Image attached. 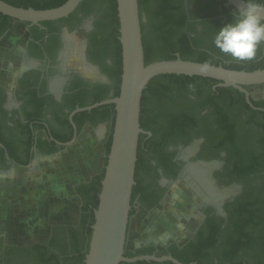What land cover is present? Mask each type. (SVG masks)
Here are the masks:
<instances>
[{
    "label": "flooded vegetation",
    "instance_id": "flooded-vegetation-1",
    "mask_svg": "<svg viewBox=\"0 0 264 264\" xmlns=\"http://www.w3.org/2000/svg\"><path fill=\"white\" fill-rule=\"evenodd\" d=\"M221 8L222 6L219 7ZM101 13L98 9L87 15L84 12L70 13L66 18L44 20L48 21L44 25L23 21L26 40L21 51L20 69L11 81L0 76V139L10 144L7 150L0 142L1 173L8 172L12 166L37 167L42 156L58 152L49 153L48 150L55 143L65 145L58 143L55 135L67 134L69 127L63 119L70 111L72 103L78 101L79 95H90L98 85L112 84L113 80L106 69L107 64L113 65L112 58L104 59V54H92L94 47L91 46V40L99 37L101 33L97 26ZM188 20L194 27L200 26L199 19H196L197 23L194 22L195 19ZM4 26L5 16L0 15V40L8 32V29L3 31ZM79 28L85 30L82 62L93 66L96 72L94 76L65 67L68 37ZM260 46L264 54V43ZM193 84L197 87L196 91L190 88L180 89L172 84L168 94L158 100L160 107L168 112L174 111V115L180 113L182 122L179 127L170 131L164 130L153 139H150L152 134L145 133L148 135L143 140L144 171L139 174L142 188L132 203V209L138 206L148 210L159 207L167 197L170 186L177 180H184L186 170L191 164L214 163L209 173L213 185L217 188H229L231 192L221 200H203L198 212L197 226L187 229L182 239L172 240L162 249L153 245L155 249L150 253L173 255V247L183 251L188 244L206 235L208 226L216 222L220 223L222 229L229 226L230 231L234 230L240 217L237 209L245 206L246 217L249 218L253 212L257 213L252 218L255 221L248 226V232L240 236L220 235L215 251L209 252L206 261L214 264H264V92L257 96L252 89L257 85L246 86L252 101L258 102H253L252 106L246 93L239 89L248 103V106H244L237 97L238 93L226 91V97L219 91L213 93L209 81L205 79L197 80ZM217 84L216 87L223 86ZM258 86L264 87V84ZM151 107L158 111L154 100L151 101ZM28 117H33L30 123L33 127V142L23 131L22 124L27 122ZM217 117L223 119L219 120ZM41 123L45 127L40 126ZM99 124L106 127V144L110 136V121L99 116L83 118L81 131H78L76 122V126L72 123L73 138L75 130L77 139L85 126L95 127ZM41 137L46 141L42 142ZM160 148L170 152V158L165 164L159 163L154 156ZM97 177L75 188V193L81 199L76 222H55L46 242L32 241L22 246L52 241L60 250L67 249L69 255H72L73 242L86 247L89 237L85 222L91 213L83 209V205L93 197V192H85L83 195L79 189L95 188ZM202 229L205 230L203 233L200 232ZM225 237L242 238L248 243L241 245L239 250L233 249V246L229 249L230 245L224 247ZM3 246L7 247L6 244Z\"/></svg>",
    "mask_w": 264,
    "mask_h": 264
},
{
    "label": "trees",
    "instance_id": "trees-1",
    "mask_svg": "<svg viewBox=\"0 0 264 264\" xmlns=\"http://www.w3.org/2000/svg\"><path fill=\"white\" fill-rule=\"evenodd\" d=\"M9 3L24 7H35L38 9L56 7L63 4L67 0H6ZM99 0H82L78 7L72 12L79 13L84 12L85 15L97 11ZM227 0H139L140 13L142 18L143 27V42L145 49V61L150 63L161 59L176 58L178 55L184 59H191L195 61L208 62L212 64H222L225 67L233 69H245L255 70L264 68V54L261 46H259L255 57L248 60H239L232 57L230 54L221 52L214 44V37L218 32L220 26L229 22L232 19L233 11L236 7L233 5H227ZM222 6L221 9L219 7ZM102 11L100 18L97 21L101 33L99 37H94L91 40V46L94 47L93 55L104 54L105 58L111 57L113 65L106 66L107 71L111 75L113 80L112 84H101L88 96L79 95L78 101L73 102L69 107L72 111L78 106H86L93 104L97 101H101L105 98L118 96L121 90L122 73H123V47L120 40V18L118 10V0H105L104 6L100 9ZM1 16H5L4 30L8 29L9 23L14 19L13 17L6 15L0 11ZM144 16L147 17V21L144 22ZM66 18V17H64ZM188 18L199 19V27H194V24L188 20ZM48 21H42L41 24H45ZM197 23V22H196ZM75 27V26H73ZM207 80L210 83V90L213 93L222 92L226 97V91H233L238 93L241 99V104L248 106L245 101L244 93L238 88L233 86H217L220 80L205 77L201 75H187L166 73L159 74L153 77L147 87L144 90L142 97V109H141V126L148 131L152 132L150 139H153L161 135L164 130H171L174 127H179L181 124L180 113L175 114L174 111L168 112L165 108L160 107L158 100H161L168 94L171 86L177 85L180 89L190 88L191 90L197 89L194 86V82L197 80ZM196 91V90H195ZM81 94V93H80ZM155 101V106L158 111H154L151 107V101ZM255 104L258 102L253 100ZM66 113V118L63 122L69 127L66 135H55V138L60 141H69L73 138L74 127L69 119V113ZM97 117L101 119H108L110 121V136L105 144L107 151L106 164L108 161V154L111 149L113 132L116 118V107L114 103H108L97 106L92 110L79 111L74 115V121L77 124L78 131H81L82 119ZM218 118V117H217ZM222 120L223 118H218ZM33 117H28L27 122H23L24 135L34 139L32 133ZM97 122V121H94ZM42 127H45L41 123ZM148 134L141 133L138 148V160L136 164L135 179L136 184L133 187L132 203L135 197L141 190L140 172L144 171L142 164V151L144 150L143 140ZM43 136V134L41 135ZM42 142L46 141L42 137ZM5 145V149L10 148V144L7 141L0 139ZM55 143V142H54ZM63 146L54 144V146L48 150L49 153L59 151ZM156 159L161 164L167 163L170 158V152L165 148H160L156 151ZM27 162V161H26ZM105 175V170L100 174L96 180L98 181L95 188H80L79 191L83 195L85 192H93V197L83 205V209L90 211V215L85 222L86 233L89 237V243L86 247L78 245L76 242L72 243V255L67 254V249L60 250L53 245V242L42 243L37 242L34 245L27 246H7L3 250H0V264H85V259L90 248V241L92 237L93 227L95 223V209L100 202V193L102 191V180ZM252 204V203H250ZM245 207V206H244ZM244 207L237 209V215H240L237 223L234 226V230L230 231V227L224 229L221 228L220 223L208 226L205 230L200 232H207L198 240L188 244L183 251H178L177 247H173V255L183 262H192L194 264H214L208 263L206 257L210 251H215V245L220 235L222 234H235L244 235L247 233L248 226L255 220L252 219L257 216V213L246 217L244 215ZM135 209H132L130 214L134 213ZM248 211V209H247ZM236 213V212H235ZM245 216V218H244ZM257 223V222H256ZM254 226L258 227L256 224ZM57 227V225H55ZM226 236V235H225ZM225 246H233V249L239 250L241 245L248 243L242 238L225 237ZM51 248H54L51 249ZM155 249L154 246L137 248V251H132L127 248L125 255L133 256L137 254L150 253ZM231 252L229 255L231 256ZM228 257V256H227ZM120 264H175L172 261H147L139 260L135 262L122 261ZM245 264V263H242Z\"/></svg>",
    "mask_w": 264,
    "mask_h": 264
},
{
    "label": "water",
    "instance_id": "water-1",
    "mask_svg": "<svg viewBox=\"0 0 264 264\" xmlns=\"http://www.w3.org/2000/svg\"><path fill=\"white\" fill-rule=\"evenodd\" d=\"M82 0H67L63 4L38 9L14 5L0 0V11L16 20L41 24V21L68 16ZM229 5L237 6L238 0H227ZM120 18V40L123 47V73L121 90L118 96L105 98L93 104L78 106L70 113L74 126V115L83 110L114 103L116 118L111 149L102 180L100 202L95 209V223L85 264H120L122 261H172L175 264H194L183 262L172 254L158 255L143 253L125 255L127 234L132 209V193L136 184L135 173L141 133L152 134L141 126L142 97L149 81L166 73L201 75L220 80L217 85L234 86L247 95L248 102L254 106L246 86L264 84V68L255 70L233 69L222 64L176 58L161 59L150 63L145 61L143 27L139 0H118ZM216 87V86H215ZM58 141L60 144H70ZM214 181V180H213Z\"/></svg>",
    "mask_w": 264,
    "mask_h": 264
},
{
    "label": "rangeland",
    "instance_id": "rangeland-1",
    "mask_svg": "<svg viewBox=\"0 0 264 264\" xmlns=\"http://www.w3.org/2000/svg\"><path fill=\"white\" fill-rule=\"evenodd\" d=\"M104 1L99 0L98 10L104 6ZM146 21L147 17L144 16V22ZM84 36V28H79L69 35L65 67L86 74L85 68L91 65L82 62L83 51L80 50L83 48ZM25 40V24L20 20L12 22L8 32L0 40V76L8 81H11L20 69L21 51ZM252 89L257 96L264 92L262 86L257 85ZM87 126L83 128L80 140L64 147L63 151L69 153L66 156L68 159L71 156L77 157V153L71 154V152L82 147ZM98 127L103 128L104 125L99 124ZM33 168L35 166H12L8 172L0 174V184L2 179L10 176L13 180L12 184L17 187L22 186L0 188V232L7 228L9 230L6 242V239L0 236L2 253L5 249L3 244L22 246L32 241L46 242L55 222H76L80 212L81 199L72 191L74 188H61L59 192L52 188H36L35 184L40 182L35 181ZM186 177L187 171L184 180H177L170 186L167 197L159 207L148 210L138 206L135 209L130 216L126 243L128 249L134 250L153 245L162 249L168 242L182 239L187 229H194L197 226L200 205L203 200L212 199L200 197L201 195L192 188ZM177 186L182 189V197L179 200L173 199L172 196Z\"/></svg>",
    "mask_w": 264,
    "mask_h": 264
},
{
    "label": "crops",
    "instance_id": "crops-1",
    "mask_svg": "<svg viewBox=\"0 0 264 264\" xmlns=\"http://www.w3.org/2000/svg\"><path fill=\"white\" fill-rule=\"evenodd\" d=\"M105 131V126L103 128L87 126L82 147L78 150L71 149L73 150L71 154L77 153V157L71 156L70 159L66 157L69 153L63 150L69 144H65L62 150L54 154L42 156L39 166L33 168L35 181L40 182L35 184L36 188H52L58 192L61 188H74L72 191L75 192L77 185L90 182L95 176L102 174L106 166ZM80 134L74 143L80 140ZM12 182L10 176L2 179L0 188L22 187L20 185L17 187ZM8 231L7 228L0 232V236L6 239L5 242L8 240Z\"/></svg>",
    "mask_w": 264,
    "mask_h": 264
},
{
    "label": "clouds",
    "instance_id": "clouds-1",
    "mask_svg": "<svg viewBox=\"0 0 264 264\" xmlns=\"http://www.w3.org/2000/svg\"><path fill=\"white\" fill-rule=\"evenodd\" d=\"M261 43H264V0H238L232 19L216 33L215 46L234 58L248 60L256 56ZM172 196L181 199L182 189L175 187Z\"/></svg>",
    "mask_w": 264,
    "mask_h": 264
},
{
    "label": "bare ground",
    "instance_id": "bare-ground-1",
    "mask_svg": "<svg viewBox=\"0 0 264 264\" xmlns=\"http://www.w3.org/2000/svg\"><path fill=\"white\" fill-rule=\"evenodd\" d=\"M80 51H82V49ZM74 53L76 54L77 52ZM85 73L87 75L94 76L96 72L91 66H89L85 68ZM213 166L214 163L211 162L191 164L186 170V180L190 183V185H192V188H194V190H196V192L201 195V197H206V199H212L216 201L229 194L231 192V189L229 190V188H217L213 185V182L209 175Z\"/></svg>",
    "mask_w": 264,
    "mask_h": 264
}]
</instances>
